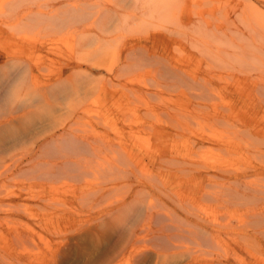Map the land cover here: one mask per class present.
Instances as JSON below:
<instances>
[{"label": "bare ground", "instance_id": "obj_1", "mask_svg": "<svg viewBox=\"0 0 264 264\" xmlns=\"http://www.w3.org/2000/svg\"><path fill=\"white\" fill-rule=\"evenodd\" d=\"M87 1L89 0H59L57 4L49 2L42 7L36 4V0H6L4 6L0 8V29L5 26V29L17 32L22 36H20L21 40L26 36L31 37L29 35L37 29L48 30L50 35L49 39L44 41L33 36L34 42L39 45L30 47L22 43L23 46H20L21 51L18 53L9 51L7 47L5 50L1 47L3 45H0V180L30 176L27 181L31 183V189L39 185L57 191H59L57 186H53L57 182L68 186L71 182L79 185L78 189L76 184L74 187L76 191H81L70 194V203L66 199V205L59 207L54 205L53 199L49 195L40 194L41 192L40 195L32 198L24 197L26 198L24 202L31 201L40 210L48 212L52 218L65 219L66 229L69 230L56 229V233L61 235L57 236L63 239L64 244L72 237L75 239L80 237L79 239L83 241L80 252L91 261L90 264H244L242 252L245 214L243 212L247 200L248 203L259 202L255 207L246 208L249 218L247 226L251 227L255 235L261 237L264 245V13L258 9V5L264 3V0H258L257 4L252 3L251 0H244V8L235 10L236 19L242 23V27H232L231 24L235 21H221V16L218 17L219 19L215 18L217 13H214L215 17L212 15V18L207 14L205 16L198 10V2L194 0H116L113 6L93 13H86V8L83 6ZM208 2L203 4L205 6L213 4L211 0ZM218 4L220 3H217V8L220 7ZM138 10L141 11L137 13ZM222 11L224 12L221 8L220 13ZM103 13L104 18H102ZM213 18L218 23H215ZM130 20L138 22V29L146 30L140 33L143 34L140 38H132L135 41L130 40V42L124 41L121 47H118L122 62L115 76L131 72L135 66H138L136 59L139 60L138 63L145 62L141 66H146L147 72L154 77L168 82V91L176 93V96L180 94L181 97L188 99L190 104L196 102V107L193 108L200 109L196 112L207 115V117L204 115L207 118L205 124L209 127L222 126V128H233L234 131L238 130L239 124L244 127V138L247 139V143H243L246 144L251 156L255 153L254 162H260L259 166L252 165L244 169L243 166L235 167L227 164L225 160L222 161L223 163L219 162L220 158L213 156V160L218 162H209L208 157L211 155L208 156L209 154L206 153L207 144H209L208 152L215 149L222 158L230 154L233 156L236 147L237 151L241 150L239 147L243 148L242 143L237 146L226 142L209 143L213 138L192 139L194 130H191L189 121L187 122L189 119L187 117L184 121V117L183 119L181 117L183 106L185 105L187 111L188 105L187 103L183 105L180 98L177 109L168 107L171 112H169L170 121L166 125L147 122L152 119V109L148 104H145L144 108L146 113L142 111L146 116L151 115L146 121L140 119L135 128L130 123L126 124L132 136L141 129L155 132L158 142L154 150L152 148V151L146 153L136 152V147L130 144L125 147L122 144L119 146L103 144L102 135L97 128L105 125L108 119H102L99 115L95 123H87L88 127H85L87 125L83 119L88 113V96L92 93L99 94L100 91L104 94L108 86L104 82L102 86L100 82L99 84L90 79L93 74L99 72L101 69L99 66H93L85 61L84 56L74 53L65 54L55 45V41L58 35L62 36L64 32L74 35L80 51L95 42H102L100 47L94 50L96 52L103 45L115 40L113 37L103 36L104 34L112 33L120 25L129 26ZM102 25L109 27L104 30V34L92 38L95 28ZM14 34L12 33L11 36L13 37ZM19 36L16 34L13 40L16 41ZM175 38H180L182 44L180 47L176 46L173 51L174 45L179 42ZM183 39L190 41L189 47L193 53H189L192 56L189 59L195 60L200 56L208 62L204 61L208 65H203L209 67L205 77H201L200 70L190 72L191 69L188 67L191 66L187 65L188 70H186L184 63L179 60L182 52L179 50L185 46ZM38 52L40 56L37 55ZM56 63L60 68L54 71L52 65ZM212 65L220 68L221 72L226 70L227 73V69H231V72L234 70V72L238 71L239 75L244 74L243 87L248 93H245L243 115L240 114L241 110L239 114L235 112V107L223 106L222 104L227 102H220L224 100L218 99L217 92L225 93L228 90L227 86L220 85L219 92L214 81L218 77L219 81L223 80L222 83L227 84L228 76L220 74V77L216 75V78H212L215 72L208 73L211 72ZM110 71L112 72V69ZM84 76L87 78L86 84L82 81ZM115 86H109L114 88L113 93H106L105 100L109 98L113 101L117 100L116 93L118 94L119 91ZM131 89L127 84L122 85L125 93L117 104L119 115L127 111L122 100L132 96L134 90ZM174 98L176 100V97ZM217 102L222 103L223 107L221 105L218 107ZM51 142L54 144L52 145ZM42 143H48L47 147ZM115 152L119 153L115 154ZM251 172L256 176L255 179H246L250 177ZM64 176L70 178L62 180ZM88 177L93 179L88 180ZM104 184H112L113 191L117 190L118 184H122L128 191L122 189L124 192L120 191L123 193L117 191L119 195L113 193L117 198L120 196L121 198H118L119 201L116 198L114 202L105 205L111 199L105 196ZM52 189L48 192L50 193ZM23 191L28 193L27 189ZM54 191L56 195L57 192ZM204 203H209L210 205L207 206H212L213 209L214 207L222 209L223 213L215 216L218 213L214 211L215 217L212 214L213 218L210 219L208 215L213 209L210 210L209 207V213L205 214L202 211L205 207L202 206ZM19 205L18 207L23 208L21 204ZM18 210L22 212V209L18 208L17 213L20 214ZM235 217L238 218L237 225L233 222ZM5 219L1 218L0 222L6 221ZM15 220L17 224L19 219L15 218ZM12 221L14 225V220ZM44 222L47 220L44 219ZM21 223L25 224L26 228V223ZM13 225L12 228L19 226ZM9 226L10 224L7 225ZM21 226L23 225L19 228ZM26 230L24 232H27ZM3 231L6 232L4 228ZM0 236L4 238L1 232ZM21 236L19 234L17 239L15 236L12 239L18 241V237ZM21 238V241L27 239L26 236L25 239L24 236L23 239ZM5 240L8 242L7 238ZM51 240L53 241L52 238ZM28 241L21 243L23 245ZM149 241L152 242L151 246ZM49 242L47 247L50 246ZM104 246L106 248L103 252L97 258L95 255L91 259L95 248ZM39 248L43 247L39 246ZM49 248L51 249V246ZM45 250L39 249L41 253ZM4 254L8 256L9 253ZM24 254L22 252L20 255ZM46 254L49 257L51 255L49 252ZM215 255L218 258L213 257ZM27 263L30 264L28 260Z\"/></svg>", "mask_w": 264, "mask_h": 264}, {"label": "rangeland", "instance_id": "obj_2", "mask_svg": "<svg viewBox=\"0 0 264 264\" xmlns=\"http://www.w3.org/2000/svg\"><path fill=\"white\" fill-rule=\"evenodd\" d=\"M5 1L6 0H0V8H2L4 6ZM195 1L198 2V6H199L198 10L201 11L205 16L207 14V16L212 18L213 17L212 15H214V13H217L216 17L214 15L215 18H218L219 16H221V18H220L221 21H228V20H230L229 22L235 21V22H233V24H231L232 27H237V26L238 27L239 26L242 27V23H240L236 19L235 10L239 11V10L242 9V7L244 8V0H211V1H213L212 2L213 4L210 2V4H212V5H209V6H207V4L209 3L208 2L209 0L208 1L207 0H194V2ZM49 2L57 4L59 2V0H54V1H52V0H36V4L37 5H41L42 7H45L46 3H49ZM115 2H116V0H89V1H87L85 6H83V7L86 8V13H88V12L93 13V12H97V11H99V10L105 8V7H111V6H113V4ZM203 2L204 3L207 2V4H206L207 7L205 6V4H203ZM216 2L220 3V5L218 4V6H220V7L217 8V3ZM251 2L254 3V4H257V2H259V1L258 0H251ZM263 5H264V3H260L258 5L259 11L260 12L262 11L261 13H264V6ZM200 6H202V7L200 8ZM221 8L224 10V12L222 11V13H220ZM140 11L141 10H138L137 13L140 12ZM233 12H234V14H233ZM230 13H231L232 16H230ZM112 15H113V13H112ZM226 15H227V17H226ZM102 18H104V13L102 14ZM215 18H213L214 22L218 23V21ZM231 18H233V19H231ZM137 23H138L137 21L130 20V22L128 23L129 26H124L123 27V25H120L117 29H115L114 31H112V33H109V34H104V30L107 28V26L109 27V25H106V26L102 25V27L95 28V31L93 32L94 34H93L92 38H96L99 35L104 34L103 36H105V37H113V39H115V40H111L110 43L103 45L102 48L99 51H96V52L94 50L97 47H100L102 42H100V43H96L95 42L93 45L87 46L85 48V50L80 51L79 50V44L76 41V36L70 35V34H66V32H64V34L62 36L58 35L57 40L55 41V45L58 46L67 55H71V54L74 53V54H78L79 56H84L85 57V61L89 62L93 66H99L101 68L99 70V72L96 71L97 73L93 74L91 76L92 78H90V79L91 80H95L97 83L100 82L102 84V86H104V84H103V82H104L108 86L107 87L108 90L104 89L105 90L104 94H103L102 91H100V93H99L100 96H99V94L95 95L94 93H92V94H90L88 96V98H87L88 113H87L86 117L83 119L84 123L86 122L85 124L87 125L85 127L87 128L88 124H90V123H95L99 116L102 119H108V121L106 122L105 125H100L97 128L98 132L102 135V138H103L102 143L103 144L104 143H109V144H114V145L118 144L117 146H119V144H122V146H124V147H125V145L130 144L131 146L136 147V152L146 153V152L152 151V148H153V150L155 149V146H156V144L158 142L157 141V136L155 135V132L153 130H149V129H147V130L141 129L138 132H135L134 136H132L129 133V129L126 126V124L130 123L135 128L137 126V124H138L140 119H142V121L143 120L146 121V118L147 117L149 118L151 116V115L146 116L144 114V113H146V109H144L146 107L145 104H148L150 106V108L152 109L151 110V112H152L151 118L152 119L151 120H147V122L150 121V123L154 124V125L155 124H161V123L166 125L168 123V121H170V118H169L170 117V113L169 112H171V110H169L168 107H170V108L172 107L174 110L177 109L178 107H176V106L179 103L178 101L181 99L182 102H183V105H184V103L185 104L187 103L188 109L191 110V111H189L187 109L188 112L185 111L186 108H185V105H184L183 106V111H182L183 112V114H182L183 116H181V117H182V119L184 117V121L187 120V117H188L189 120H187V122L189 121L188 123L190 124L191 130H194L193 134H192V131L190 130L192 136H194V137H191L192 139H200V138L206 139L207 138V139L210 140V138L211 139L213 138V140H211V142H209V143H213V142L214 143H216V142L217 143H223V142H226V143L236 144L237 146H240L238 144L242 143L243 148L239 147L241 150L238 149V151H237V147H236V152H235L236 155L232 154L234 157L231 156V154H230V156L227 155V156H224L222 158L220 157L219 152L217 150H215V149L214 150L212 149L213 151L210 149L211 152L209 151L210 152L209 153L208 150H207L209 144H207L206 153L209 154L208 156L211 155L210 157H208V159L210 158V160H208L209 162L216 163V162H218V160H219V162L220 161L222 162L223 160H225L224 162L227 161L228 162L227 164L234 165L235 167L243 166L244 169H248L252 165L253 166H259L260 162H258V163L254 162V161H256L255 160V156L256 155L253 152V150H252L251 153L252 154L254 153L255 156L252 155V156H254L252 158L251 154L248 153L247 146H245L246 144L243 143V142L247 141V139L244 138V127H241L240 124H239L238 125V130H235V131L233 130V128L232 129L231 128L230 129L229 128H222V126L217 127V128L216 127L215 128L209 127L207 124H205L206 119H207L206 118L207 115L204 114V113L202 114V112L201 113L200 112H196V111H198L200 109H194L196 107V102H195V104L194 103L190 104V103H188L189 100L188 99L186 100L184 97H181L180 94H178L176 96V93L174 94V93L168 91L169 90V89H167L168 82H166L165 80H161L158 77H154L153 74L147 72L148 68L146 66H141L145 62H142V64H141V63H138L139 60L136 59L138 66L137 67L135 66V68H133V70L131 72L124 73V75L121 74L120 76H118V75L115 76V73H116V71L118 69V66L122 62L120 60V56H119V53H118V47L120 48L124 41L126 42V41L129 40L128 42H130V40L131 41H135V39H132V38H140L141 37L140 35H143V34H140V33L146 30V29H143V30L138 29L137 28ZM237 23H239L240 25H238ZM5 28L6 27L3 26L1 28L2 30L0 29V35H1L0 36V45H3L1 47H4L5 50H6V47H7L8 49H10L9 51H13V52H17V53L21 51V49H19V48H21L20 46H23V44L24 45H29L30 47L31 46L33 47V45H39L38 43L34 42V39L32 38L33 36H36L37 39H40L41 41L49 39V36H50L48 30L37 29L36 31H34V33L31 32L32 34L29 35L31 37L27 38V36H26L23 40H21L22 36L20 35L21 36L20 37L17 32H13L12 30L5 29ZM147 29H149V28H147ZM150 29H152V28H150ZM213 30H215V29H213ZM213 30H210V31H213ZM12 33H15L13 37H15L16 34H17V36H19V37H17L18 39L16 41L13 40V37L11 36ZM163 36L165 37L164 34H163ZM237 36H239V35H237ZM240 36L242 37V35H240ZM30 38H31V40H30ZM167 38H169V35L167 36ZM223 38H225V37H223ZM32 39H33V41H32ZM175 39H176V41L178 39L179 42L178 41L176 42L177 45L176 44L174 45V50L173 51H175V48H177L178 46L180 47L181 44H182V41H181L180 38H175ZM187 40H189V39H186V40L183 39V41H185L184 42L185 46L182 47L181 50H179V51H182L180 53L181 57L179 58V60L182 63H184V66L186 67L185 68L186 70H188V68L191 69V71L189 69L190 72H196V71L199 72V70H200L199 73L201 74V77L202 76L205 77V74H207V69L209 67L206 66L207 67L206 68L204 66L208 62H206L200 56H197V55H196L197 58H195V60L189 59V57L190 58L192 57L189 53L192 54L193 51L189 47L190 46V44H189L190 41H187ZM13 43H15V44H13ZM213 44H214V42H213ZM11 46H13V47H11ZM15 46H18V47H15ZM200 46H201V44H200ZM214 46H215V44H214ZM183 52H184L185 55L183 54ZM40 54L42 55L44 53H40ZM175 54H178V53H175ZM37 55H39V52L37 53ZM182 56H184V57H182ZM181 59H183V60H181ZM186 62H187V64H186ZM188 62H190V63H188ZM57 64L58 63L52 65V69L54 71H57L60 68V65H57ZM212 64L216 65V63H212ZM187 65L191 66V67L187 68ZM206 65H208V64H206ZM213 67H215V66H213ZM213 67H212L213 70L210 68L211 72H208L209 74L215 72V73L212 74V78H216V75L217 76L219 75V77H220L222 74L224 76L227 74V76H228V77L226 76L227 77V84L225 82L222 83L223 80L219 81L218 77L214 81V85L216 86V90H218L219 92H220V88H218V87H220V85L224 86V87L227 86V90H228V92H225V93H218L217 92L219 98H218V96H216L219 100L220 99L224 100V101L220 100V102H227V104H222L220 102H217L216 105L218 107H220L221 104L223 106H225V105L226 106H230L231 108L235 107V112L238 113L241 110L242 112H240V114L243 115L244 114V111H243L244 110V100L246 99V94L248 93L246 88L243 87L244 86V80H245L244 79V74H240L241 75L240 76L238 71L234 72V70H232V72H231V69H227V73H225L226 70H224V72L223 71L221 72V71H219L220 68H216L215 67L216 69L214 70ZM154 68H155V66H154ZM111 69H112V72L110 71ZM141 69H144V70L142 71ZM243 70H244V68H243ZM230 74H231V76H230ZM201 77H200V79H201ZM229 77H230V79H229ZM222 79H223V76H222ZM239 79H241V80H239ZM224 80L226 81V78ZM82 81L86 84L87 78H85V76H84L82 78ZM239 83H240V85H239ZM123 84H127L129 89H131V87H132L131 90H134L133 91L134 93H132V96H130V97L126 98V99L124 98L125 100L124 99L122 100V103L123 104L125 103L124 104L125 105L124 108L125 109L127 108L128 112L125 110L126 111L125 113L122 112V114L119 115L120 113L117 112V107H118L117 104H118V102L120 100L119 98H121L123 93H125V91L122 90V85ZM110 85L111 86H113V85L117 86V87L115 86V89L117 88V90L119 91L118 94L116 93L117 100L115 99L113 101V100H111V98H109V100H105V99H107L106 98V93L110 94L113 91V89H114V88H110L109 87ZM158 85L159 86H163V87L161 88ZM121 90L124 91V92H122ZM135 90H137V91H135ZM147 93H150V95H148ZM155 95H157V96H155ZM244 95H245V97H244ZM171 97L173 99H171ZM174 97H176V100H175ZM171 100H172V102H171ZM130 101L132 103L134 102L133 105H132V103ZM174 101H177V102H174ZM218 103H219V105H218ZM113 104H114V106H113ZM128 106L131 109H129ZM136 106H137V108H136ZM191 106H192V109H191ZM108 109H111V110H108ZM142 111L144 113H142ZM194 111L196 113H198V114L194 113ZM198 115H199V117H198ZM200 118H202V119H200ZM115 120H117L118 122H115ZM202 122H203V124H202ZM204 124H205L206 127H204ZM204 132H207V133L204 134ZM206 134L208 136L210 135L211 137L210 136L207 137ZM239 137L241 138L242 142H241ZM102 143H100V144H102ZM42 144L46 145V147H47L48 143H42ZM51 144L53 145L54 143L51 142ZM49 145H50V143H49ZM43 147H45V146H43ZM116 153H119V152H115V154ZM206 153H205V155H206ZM212 156L214 158H217V159L220 158V159L213 160L214 158ZM118 157H119V155H118ZM205 158H207V156ZM211 160H213V161H211ZM230 160H232V161L234 160L235 162L234 161L232 162ZM260 161H262V160H260ZM249 176L250 177H248L246 179H248V180L250 179L251 180V179H255V177H256V176H254V174L252 172L249 173ZM29 177L30 176H19V177L7 179L6 181L0 180V221H2L1 218L4 220L6 217H8L7 220L5 219L6 221L0 222V229L2 228L0 230V232L4 236V238L2 236H0V244L2 245V243H3L2 246L4 247V248L1 247L2 251L0 249V255H2V256H0V264H28L27 260H28V262L30 264H90L91 261L85 255L83 256V254L80 252V249L82 248V245H83V241L81 239H79L80 237H77L76 239H75V237L74 238L72 237L69 240V242L68 243L65 242V244L62 242L63 239L58 237V236H61V235L56 233V229L59 230V229L63 228V230H64V229L67 228V226H66L67 222L65 221V219L52 218V216L49 215L48 212L40 210L31 201L24 202L27 197L32 198L33 196H38L40 194H43V195H49L50 198L53 199L54 205L59 207L61 205H66V199H68L69 203H70V199H69L70 196L72 194L76 193V192L79 193L81 190H77L76 191L75 187H74V185L76 183L72 184V182L70 184L71 186L70 185L69 186L68 185H63L60 182L64 187L63 186L61 187V184L58 183V182H57V184L55 183L53 186H55V187L57 186L56 188H58V190L60 192L57 191V189H52V188H49L48 186L47 187L46 186H44V187L40 186L39 187V185H36L35 186L36 188L33 187V189H34L33 190V189H31L32 188L31 185H30L31 183H29L28 182L29 180L27 179ZM65 178H70V177L64 176V177H62V180H64ZM91 178L92 177H90V178L88 177V180H90ZM22 182H23V184H22ZM24 185H25V187H23ZM58 185L61 188H59ZM105 185L106 184H104V186ZM118 185L119 186H118L116 191H113L112 184H109V185L105 186V188H106V189H104L105 190L104 191L105 192V196L107 195L106 197L108 199H111V200H108V202L105 203V205H107L108 203L110 204V203L114 202L113 200L117 198V195H119L118 192L120 190L124 189L122 184L121 185L118 184ZM27 186H28L29 189L27 188ZM78 186L79 185H77V189L80 188V186L79 187ZM55 187H53V188H55ZM71 187L74 188V189H72ZM119 187H120V189H119ZM18 188L20 189V191H19ZM24 188L28 190V193H27V191H23V190H25ZM44 188H45V190H43ZM83 188H85V187H83ZM108 188H109L110 191H108ZM21 189H22V191H21ZM49 189L53 190V191L51 190L53 192V194H52L51 191H50V193L48 192ZM54 190H56L57 193L59 192V194L56 193V195H55V193H54L55 191ZM124 190L126 192L128 191L127 189H124ZM124 190H122V191L124 192ZM122 191H120V193ZM39 192H41V193L39 194ZM43 192H45V193H43ZM67 192H69V193H67ZM115 192L118 193V194L117 195L116 194L113 195V193H115ZM18 193H20V195ZM110 195H111V197H110ZM115 195H116V197H115ZM112 196H114L113 199H112ZM20 197H22V198H20ZM24 197H26V198H24ZM118 198H121V196L118 197ZM118 198H117V200H118ZM246 202L248 203V200ZM246 202L244 204L245 206H244V212H243V214H245V216H244V235H243V237H244V250L242 252V255H243V258H244V264H264V245H263V240L261 239L260 236L254 234V232L252 231L251 227L247 226V222H249V218H248V209L249 208L248 207L249 206L250 207H255L259 202H257L256 204H254L255 202H253V203L249 202L248 204ZM19 204H21L23 206V208L18 207V206H20ZM208 204L204 203L202 205L203 207L205 206L204 209L202 208V211L205 214L208 211L213 209L212 206H207ZM13 206L14 207L17 206L18 208L22 209V212H21V210H18V211H20V214L17 213L16 210L18 208L15 207L16 208V210H15V208ZM24 206L27 207V208L25 209ZM209 207H210V210H209ZM246 208H248V209H246ZM214 209L212 210L211 214L208 212L209 213L208 216L210 217V219H211L212 216L215 217V216L223 213L222 209L215 208V207H214ZM12 210H13V213H12ZM214 211H216V213H218V214L215 215ZM3 216H6V217L3 218ZM43 216H44V218H43ZM11 217H12V219H10ZM15 218L19 219V220H17V224L18 225L21 222L26 223V228L24 226L25 224H23V223H21L20 225H23L24 227L21 226V228H19L20 227V225H19V226H17L18 227L17 228L15 226V225H17V224H15L16 223L15 222L16 221ZM44 219H45V221L47 220V222H44ZM237 219L238 218L235 217L234 218L235 221H233L234 224H236V225L238 224V220ZM12 220H14V225H13V221ZM9 221L12 222V223H9ZM6 222L9 223L11 227L10 226L7 227V225H9V224H6ZM245 222H246V224H245ZM62 223H65V224H62ZM12 225L15 226V227L12 228ZM29 227H32L36 231L33 233L34 230L32 229L33 230L32 231ZM3 228H4V230H6V232L3 231ZM28 228L30 229V231L28 230ZM17 229H18L19 233H18ZM21 229H24V231H25V229H27L26 231L27 232L29 231L30 234L27 233V232L22 231ZM12 230H15V231H12ZM68 230L69 229H66L65 231H68ZM14 232H16L15 233L16 235L20 234V236L23 234L24 239H25V236H26L27 237L26 240L28 241V239H29V241L27 243H25V244L23 243V245H24L23 246L21 242H25L26 240L21 241L20 238L22 237L21 239H23V236H21V237H18L19 240L17 241L16 239H17L18 235L16 236L14 234ZM12 234H14V235H12ZM24 234H26V235H24ZM28 234L30 235V237H28L29 236ZM52 234H53V236H52ZM9 235H11L10 236L11 238L9 237ZM13 236H15L16 239L15 238L12 239ZM5 238L8 239L9 243L6 242L7 240H5ZM51 238L53 239V241L55 240L56 242H57V240H58V242H59V240H61V241L59 243L58 242L56 243V242H53L51 240ZM44 241H47V242L50 241L49 243H50L51 249L49 248L50 246L47 247V242L44 243ZM16 242L19 243V244L21 243L20 246H19L20 249L18 248L19 244L16 245L17 244ZM149 242H150V246H151L152 242L151 241H149ZM85 243L88 245L87 242H85ZM21 245L23 247L22 248L23 250H24V247H25V251H23L21 249ZM36 246H38V247L35 248ZM39 246L43 247V248H39ZM32 247H34L35 249L39 248L40 250H43V249L45 250L46 249L47 251L45 250V252L46 253L49 252V254H51V255L49 257V255H47L44 251L41 253L39 251V249L35 251V249L33 248V250H32L31 249ZM56 248H58V249H56ZM61 248H62V250H61ZM105 248H106L105 246L104 247H100V248H95L94 252H92L91 259L95 255H96L95 258H97L103 252V250ZM53 249H54V251H53ZM17 250L20 253L17 252ZM57 250H58V252L56 253ZM97 250L100 251V252H98ZM22 252L25 253V254L24 255H20V254H22ZM28 252H30V254ZM35 252H38V253L35 254ZM54 252L56 253V255H55ZM4 253H9V254L7 256V254H4ZM26 253H27V255H26ZM31 253H33V254L31 255ZM18 255H20V257ZM44 255H46L47 258L44 257ZM33 257H35V258H33ZM36 257L39 258V259H37ZM43 257H44V259H43ZM213 257L218 258L217 255H215ZM51 258H53V260H51ZM18 260H21V261H18ZM52 261H54V262L52 263ZM18 262H20V263H18Z\"/></svg>", "mask_w": 264, "mask_h": 264}]
</instances>
